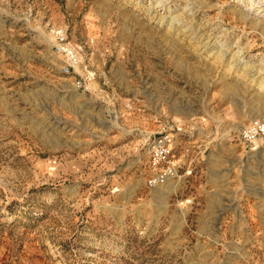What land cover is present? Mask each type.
<instances>
[{"label":"rangeland","instance_id":"obj_1","mask_svg":"<svg viewBox=\"0 0 264 264\" xmlns=\"http://www.w3.org/2000/svg\"><path fill=\"white\" fill-rule=\"evenodd\" d=\"M0 264H264V0H0Z\"/></svg>","mask_w":264,"mask_h":264},{"label":"built area","instance_id":"obj_2","mask_svg":"<svg viewBox=\"0 0 264 264\" xmlns=\"http://www.w3.org/2000/svg\"><path fill=\"white\" fill-rule=\"evenodd\" d=\"M64 38L65 36L63 35L62 31H57L54 48L57 53H61L64 55L66 59V65L64 69L67 72L69 71L70 67H73L74 65L77 64V58H76V53L73 50V48L70 46H67V44H64L65 43ZM168 154H169V149H168L166 142L163 139L154 140L149 149V163L153 167H156L158 165L160 166L163 164L165 165L168 163ZM168 170H169V166L165 165V171H168ZM160 175H161V172H160ZM156 179L157 177L153 179V181H155Z\"/></svg>","mask_w":264,"mask_h":264}]
</instances>
